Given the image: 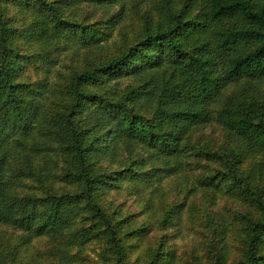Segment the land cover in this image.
<instances>
[{
    "label": "trees",
    "instance_id": "16d2710c",
    "mask_svg": "<svg viewBox=\"0 0 264 264\" xmlns=\"http://www.w3.org/2000/svg\"><path fill=\"white\" fill-rule=\"evenodd\" d=\"M131 10L141 19L134 40L96 56ZM62 41L82 49L83 64L51 83ZM259 155L264 0H0V264H26L41 238L60 264H76L71 248L94 240L112 264H135L129 236L149 229L126 231L127 217L117 218L122 211H110L99 191L188 171H198L199 188L251 201L238 212L240 227L208 211L220 231L213 253L194 264H264V185L252 187L240 170ZM95 156L108 160L106 173L91 172ZM74 183L80 191L68 189ZM185 204L174 200L161 226L177 228ZM233 231L240 251L226 238ZM176 256L166 234L147 264L182 262Z\"/></svg>",
    "mask_w": 264,
    "mask_h": 264
},
{
    "label": "rangeland",
    "instance_id": "374dc122",
    "mask_svg": "<svg viewBox=\"0 0 264 264\" xmlns=\"http://www.w3.org/2000/svg\"><path fill=\"white\" fill-rule=\"evenodd\" d=\"M94 10L96 11L97 9ZM128 13L129 10L126 14L128 15ZM96 14L99 16V11ZM129 15L130 17L121 20L120 25H117L112 36L103 43L104 48L100 51L102 54L95 52L96 56L115 52L117 45L125 42L124 37H127L128 41L134 40L138 29L141 27V19L135 13L132 15V10ZM122 26H124L122 29H125V32L120 31ZM47 49L49 47L46 46ZM83 54L84 52H82V49L77 48L75 42L62 41L61 48L55 51L54 62L52 63L53 67L51 64L49 65L52 67L49 73L50 82L53 83L57 79L59 72L66 73L72 66H81L83 64ZM44 75L41 74V76ZM213 131V127L205 129L206 135H214L212 137L216 138L219 142V131ZM107 162L108 160L97 158L96 156L91 158V172L106 173L108 170V167L105 166ZM156 163L159 165L160 162ZM118 165L112 166L114 168L118 167ZM146 167L149 169L155 168V160L148 162ZM244 169L249 171L252 187H254V181H260L264 185L263 155L245 160L240 170ZM161 177L162 175L160 174L150 183L147 181L141 182L142 180H135L133 182L124 180L119 190L108 189L99 191L100 201L110 211H113V209H120L122 211L120 215H117V218L127 217L126 220L128 222H125L124 228L126 231L132 230L131 233H135L134 229L140 227L149 229L148 236H129V245H134L130 253V260L135 264H147L151 247L152 249L157 248L160 239L166 234L167 239H169V247L176 253L178 260L182 259V262L178 264H194L208 252L210 254L213 253L212 241L214 237L218 236L220 228L215 233L216 224L210 223L206 219L208 211L216 221L223 220V223L225 221L228 223L233 222L237 227H240L238 224L243 222H241L242 219H239L238 212L245 213L248 211V206L251 202L249 198L246 200L241 199L238 195L234 194L233 190L230 191L226 188L205 190V188L197 187L195 182L199 178L198 171L193 173L188 171L186 175L179 173L177 175L172 174L171 176ZM59 182V178L55 177L54 185L58 186ZM229 185H231V182ZM239 185L242 186L243 190V185L240 183ZM68 189L71 192H76L80 191L81 186L77 183L73 185L68 184ZM233 189H235V186H233ZM259 192L262 193V190ZM174 200H179L180 202L184 200L186 204L179 217L177 228H164L161 226L160 221ZM191 203L195 207L192 214L189 211ZM227 232L228 230H226ZM232 235L236 237V240L230 239ZM226 238L228 241H233L231 249L236 244L238 251H240V237L236 231L229 232ZM104 249L106 250V245L103 240H94L86 244L73 246L71 252L72 254L78 253L77 257L79 261L76 264H112L114 261L113 256L110 254L105 256V253H103ZM38 251L39 253H37ZM28 253L32 254V256L27 258ZM237 257L238 254L234 252L232 257H230V261ZM25 259L27 261L25 262L26 264H60L61 262L59 257L49 255L47 242L44 238L34 240L28 246Z\"/></svg>",
    "mask_w": 264,
    "mask_h": 264
}]
</instances>
